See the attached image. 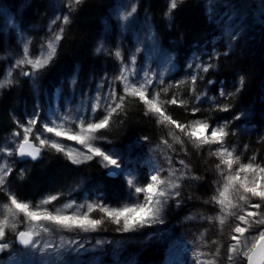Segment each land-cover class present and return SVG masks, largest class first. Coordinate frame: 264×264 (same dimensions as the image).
<instances>
[{"label": "trees", "instance_id": "obj_1", "mask_svg": "<svg viewBox=\"0 0 264 264\" xmlns=\"http://www.w3.org/2000/svg\"><path fill=\"white\" fill-rule=\"evenodd\" d=\"M4 1L6 10L8 11L6 13L13 15L14 18L17 17L16 6L23 0ZM24 1L27 6L23 11V17L27 21L34 20L35 22H39V17L43 12L41 22L44 23L46 21L45 19L48 18L47 2L50 3V0ZM118 1L124 0H84V2L79 5L78 11L74 13H70V11L67 12V15L70 16L71 23L64 27L65 35L57 50L55 58L46 68L42 69L41 72L40 70L36 72V81L39 83V88L41 90L45 88L52 91L54 88L53 86L60 83L61 78H66L67 80L73 74L76 67L78 68L79 66L82 79L73 78V85H65V91L66 89L70 91L72 89H79L83 92L88 87L87 98L89 100L93 98L90 84L95 83L100 71L103 69L108 71V69L112 67L110 62L111 57H113L112 54H108L110 57L104 56L103 54H105V52L103 48H101L99 52L97 51V48H100L101 44H98L100 43L98 39L96 41L93 40V35L102 28V23L100 21L101 14L106 12L109 5H116L117 3L119 5ZM132 1L139 3L138 0ZM168 9L166 0H142L141 4L138 5L139 15L142 16L145 11L151 13V17L159 23L158 30L160 38L164 42L169 43L168 54L171 56V60L163 55H158L154 51L153 55L147 52L145 53L148 55V59L144 63L146 68H153V71H149L148 74H154L156 77L153 81V86L159 90L166 82H173L178 78H180L178 81L182 79V81H187V78L198 73V79L195 84L196 93L201 95L206 93L207 95L197 103L195 95L190 90V85L180 83L179 88L170 91L164 99H170L173 93H176L178 100L187 99L189 103L186 107L180 106L179 104L165 105L167 109L166 114L171 115L173 119L183 124H187L201 117H206L208 121L212 123L223 124L228 122L229 131L234 132V135H229V139L236 137L237 133L242 137V140L237 139L241 141L237 145L240 144L243 147L242 162H248L250 157L255 156L256 163L264 164V137L260 136L258 138V134H264V61H261V57L258 55L259 52H262V58L264 59L263 18L261 19L262 23L257 21V23L248 27L247 37L250 48L257 44L252 53H257L256 56L258 60L255 61L254 59V62L258 65V72L248 77L250 82L245 84L244 88L234 97L225 96L222 99L219 95V90L221 88H223V90L231 88V91H228V93L235 92L238 87V75L229 62L230 58L227 57V52L230 50V43L224 37V32L223 35H221V32L217 28L218 25L211 15L210 8L204 0H183L182 3L178 0V7L174 9L170 15L166 14L168 13ZM1 21L0 13V57L5 51L7 44V38L1 29V23H3ZM132 31L133 30H127L129 36L132 34ZM9 38L11 44H14L13 32H11ZM128 38V36L124 38L126 49H124V47L121 48V53L123 55V60L127 59L130 62L128 59L127 44L131 39ZM149 41L147 37H140V43L144 47L149 44ZM156 45H161V42H156ZM200 45H207L205 48H208L210 52L206 51L205 48L203 50L200 49ZM100 53L103 54L101 55ZM141 55H144V51ZM211 56L218 58L216 64H214V67L210 68L208 72H201L197 66H205L204 62L210 63ZM247 56H249V53H247ZM232 57L231 55V58ZM245 61L248 63L246 66L249 67V59H245ZM189 65H191V67H189ZM4 69V61L0 58V79L3 78ZM93 69L95 70L90 73ZM157 74H161V76ZM159 79L163 80L162 84L158 83ZM32 80L33 77L22 75V77H18L12 86L0 89V147L16 146L17 142L20 140V137H14L13 133L15 131H22L16 121L20 122V118L23 119L26 114H30V109L35 104L36 96L33 92ZM116 85L117 93L122 94L120 82L116 81ZM210 97H215V101L209 100ZM129 99L131 103L126 101L123 111H121L119 115H113L108 136V138L111 137L113 139V142H108L106 146L107 150L113 151L114 146L118 143L124 148L123 151L128 149L127 152L123 154L122 159H120V163L123 164L122 173L124 178L132 176L133 171L130 169V161L137 156L135 155L134 149L130 151V147L127 145L137 143V140L141 136L144 138L154 135L156 129H159L155 117L152 115H145L143 103L140 102L138 98ZM213 103L230 104L231 108L229 111H217L213 109ZM192 108H200L201 110L193 114ZM240 108L247 109L248 113L245 114L246 117H244V119L235 121L236 111L242 110ZM201 113H204L206 116L199 117ZM104 132L107 133L106 130ZM11 139H14V142H10ZM245 145L247 146L246 150L244 148ZM162 147L164 146H160L161 149H163ZM0 153L3 155L5 154L3 152ZM9 160L11 161V163H9L13 171L8 176L7 180L12 182L14 186L13 192L18 198L32 200L33 203L43 198L46 193H58L60 198L55 202L57 205L58 202L65 203L70 200L75 202L80 201L79 198H74L75 194L84 195L86 199H90L93 195L99 194L105 198L106 203L116 204L114 195L119 192L121 194L124 193L126 183L123 177L121 175H108V169L103 166V162H101L98 157L82 164H73L62 153H53L46 150L37 160L21 163L16 158L15 153ZM185 162L190 171L186 172V177L181 181V197L184 196L182 193L183 191L185 193L186 190L189 191L190 195L187 198V202H192L195 209H190L188 212L193 214L194 217H197L196 215L199 213V209L210 205L211 197L215 194L217 182L222 181L216 174L217 180L213 177L214 172L211 170V165L209 163L207 165L204 164L202 155H194L193 161L186 156ZM193 162L200 167L198 169L200 173L199 176L194 174L196 168L192 167ZM136 164L138 166L136 169L137 176L148 175L143 165V159L137 157ZM150 167H152L151 164ZM21 171H23L22 176ZM163 171L164 164L161 163V177ZM178 171L184 172L186 170L181 168L178 169ZM78 175H87L90 178H94L89 182L90 185H85L80 189H76L74 187L80 184L79 182L73 183L75 179L73 177ZM192 176L199 177V179H189V177ZM97 182L98 184L96 185ZM105 190L106 192H104ZM2 197L3 196L0 194V198ZM205 201H208V203H205ZM216 207L219 208L217 205ZM170 221L171 219H168L165 222V226ZM212 224L214 228L207 229L203 237V241L207 242L205 245V250L207 251L211 250L214 244L213 241L217 240L218 237H209L210 233L221 231L218 220H215ZM223 228L226 229L225 225ZM116 229H114V231H116ZM53 233L58 234L56 236L63 235L65 240H59L57 247L55 246L56 244L53 247H48V253L46 254L42 252L36 253L38 257H43V264H84L82 257L77 258V255H74L71 261L61 260L63 254H68V252L72 254L74 251L78 250L75 239L77 233L60 230H54ZM228 234L227 230L224 237H219L217 241L219 242L218 246H223L227 243L225 239H227ZM200 237L201 235L198 236V238ZM98 239L105 240L104 238ZM69 241L72 243L69 244ZM51 244L52 241H50L48 245ZM17 245L19 247H15V250L18 252L24 251V256L28 255L30 252L29 249H25L18 242ZM202 246L203 245H200L199 247L202 249ZM59 247H62L61 252H57ZM131 248L133 252L138 253L135 264H151L149 262L162 257L165 246L161 245L160 240H152L144 247L136 244L132 245ZM174 248L176 250L172 251ZM44 249L42 248L41 251H44ZM167 250L170 252L172 251V253L176 255L181 253L190 256L192 253V247L180 243L171 245ZM166 259L171 260L169 264H174L172 261L177 260L176 257H167ZM198 260L203 261L202 258L197 259L192 257V264H198ZM108 264L115 263L111 261Z\"/></svg>", "mask_w": 264, "mask_h": 264}, {"label": "rangeland", "instance_id": "obj_2", "mask_svg": "<svg viewBox=\"0 0 264 264\" xmlns=\"http://www.w3.org/2000/svg\"><path fill=\"white\" fill-rule=\"evenodd\" d=\"M138 1L139 3L132 0L118 1L119 5L118 3L116 5L115 4L109 5L107 7L106 12L101 14L100 21L102 23V28L100 29V31L98 30L94 33L93 40L96 41L98 39V41L100 42L98 44L103 45V50L105 54L100 53L101 55L103 54L104 56H108V54H112V56L115 59L111 57L110 64L112 65V67H110L108 71L104 69L100 71L98 73V77L95 83L90 84V89L93 98L91 100L87 98L88 87L83 92H81L79 89H72L70 92L65 91V85L67 84H70V86L73 85L72 84L73 78L80 80L82 79V74L80 73L79 66L78 68L76 67L75 71H73V74L67 80L66 78H61L60 83L55 84L53 86L54 88L52 91L45 88L41 90L39 88V83L36 81V73H35V76L33 77V80L31 82L34 95L36 96L35 104L33 105L35 107L33 106L31 107L30 109L31 113L29 115L26 114L27 116H25L23 119L20 118L21 124H27V121L35 115L39 116L40 121H47L49 118L62 117L64 115H69L73 118H76L78 116H83V118L86 121L93 118L99 119L105 114L104 107L108 100V93L110 89L112 87H115L116 89L117 87L116 80L114 78L120 74L122 65L124 64L129 65V67L131 69H134L136 73L139 74L141 72L140 74L142 75L143 73H148L149 71L151 72V70H148L144 64L148 59V55L145 54L146 52L150 55H153V51H154L158 55H163L164 57H168L169 60H171V56L168 54L169 43L164 42L160 38V34L158 30L159 23L156 22L151 17V13H149L148 11H145L142 16L139 15L138 5L141 4L142 0H138ZM204 1L210 8L211 15L214 21L216 22V24L218 25L217 28L221 32V35H223L224 32V37L230 43L229 45L231 47L229 46L230 50L227 52V57L230 58L229 62L233 70L237 72L238 75L237 83L239 81V77L243 76L245 79V84H247L248 82H250V79L248 77L251 74L258 72V65L254 62L252 58L253 53L250 52V50L248 51V47L250 46L247 41L248 27L257 23V21L259 23H262L261 20L262 18L264 20V1L263 0H204ZM166 3H167V7L169 8V0H166ZM66 4H67V0H50V3L47 2V11L49 14H48V18L45 19L46 21L42 23L41 17H43L42 16L43 12L39 17L40 18L39 22L38 21L35 22L34 20L27 21L23 17V11L27 6L24 0L21 1V3L18 4V6H16L17 17L15 18L13 15L6 13L8 11L6 10L5 1L0 0V13L2 20L1 22H3L1 23V29L3 30L5 37L7 38L5 51L2 53L0 57L2 58L5 64L3 77L5 76L9 68H13L14 70H13L12 79L14 80L15 83L18 77H22L21 74L22 71H33V69H31V66L29 65H24L22 66V68H14L15 61L23 58V48L25 46V43H27L29 48V54L33 58H35L40 52L45 50L46 42L49 39H52L53 33L57 32L59 28L62 26V17L64 15H67V12L69 11V8L66 7ZM133 5L136 6V12L133 15L129 16L127 20L123 19V17L126 16L131 11ZM78 7L79 5H76L75 11H70V13H74L78 11L77 10ZM57 16L61 17V20H56V23L53 24L52 21L55 20ZM160 26L162 27L161 24ZM63 27H65V25H63ZM127 30H133L130 36ZM11 32H13L14 34V38H13L15 42L14 44H11L10 42L9 36ZM64 35L65 34L63 33V38ZM126 36L129 37L128 39H131L127 44L128 59L130 60V62L127 59L126 60L118 59L114 55L115 51L119 50L121 52V48L123 47L124 49H126V45L124 41V38ZM140 37L149 38L150 41L149 44L146 45V47L142 46V44L140 43ZM62 40L59 41L58 48ZM158 41L161 42V45H156V42ZM206 46L207 45H200V49L203 50ZM243 48L244 50L247 51L246 53H243ZM205 50L210 52L208 48H205ZM143 51H144V55L142 56L141 53ZM247 53H249V56H247ZM231 55L233 56L232 58ZM258 55L261 57V61H264V59L262 58V52H259ZM133 56H135L134 65L131 64V58ZM217 59H218L217 57L211 56L210 63L213 65V67L214 64H216ZM245 59H249V67L246 66L248 65V63L245 61ZM257 60H258L257 56L255 55V61ZM208 64L209 63L204 62L205 66ZM94 70L95 69H93L90 73H92ZM157 75L161 76V74H157ZM136 78L137 77H131V79H136ZM189 78L187 79L189 80ZM179 79L180 78L174 80L173 82H166L164 86L161 87L160 89L168 87L170 85H179L180 82L183 80L182 79L178 81ZM175 88L176 87L170 88L168 93ZM224 91L225 93H228V91L229 92L231 91V88ZM149 95H151V89L149 90ZM164 97L165 95L162 94L161 99L163 100ZM98 98L100 99L101 107L93 115L91 109ZM221 98L223 99V97ZM247 113H248L247 109L237 110L236 117L234 120L237 121L238 119H244V117H246L245 114ZM201 116H206V115L204 113H201L199 117ZM199 119L203 120L207 118L201 117ZM212 124H216V123H212ZM73 128H75V125H73ZM158 128L159 129H156V133L154 135L147 136V140H145L144 138H142L143 136H141L137 140V143L133 145H127L128 147H130L129 150L133 151L134 149L135 155H137L130 161V169H132L133 174L131 177L128 178H124L123 174H118L123 177V180L126 183L124 188V193L121 194L119 192L115 194L114 201L116 202V204H110V205L119 206L124 202L130 201V198L133 195V189L130 188L129 185L127 184L128 179H135L137 184L140 186L146 185L150 181L151 175L155 174L156 171L158 170L160 172L161 163L164 164V171L162 172V178L167 177L169 175L168 170L170 168H174L177 170L184 168V166L181 165L179 161L183 160L185 162L186 156L193 161L194 155L197 156L202 155L204 164L207 165L209 163L211 165V170L214 172L213 177L217 180L215 174L216 175L218 174L215 166L217 163H219V160L215 156L210 155V150L208 146H205L202 149H196L193 146V144L189 142L186 136L180 133L178 129H175L176 134L179 135L181 139L184 140V144L180 145L178 143H175L173 139L168 135L170 131L168 127H164L163 125H158ZM40 130H41V124L38 123L35 127L34 132ZM104 131L105 130H101V132L98 133L97 135H102L105 137V139L95 141V143L97 144V146H100L102 149L109 151L106 149V146L108 142L112 143L113 139L111 137L108 138L109 128L106 129L107 133H105ZM210 132L211 129H209L208 134H210ZM21 135H22V131H21ZM45 135L51 136L52 134L46 133ZM260 136L264 137V134H258V138ZM162 138L167 139L169 144H172L173 148L169 149L166 145H164L162 143ZM32 139L33 140L35 139L34 135ZM57 139L67 146H70L72 148H78L85 152L87 151L86 149L83 148L82 145L77 144L75 141L67 140L65 137H59ZM237 139L242 140V137L239 133H237V136L234 137L233 139H229L228 136L226 139V144L230 147H235L236 154L242 156L243 147L240 144L237 145L238 143L241 142L240 140ZM115 140L119 142L117 139ZM10 142H14V139H11ZM18 143L19 141L17 142L16 146H8L7 148L12 149L14 154ZM160 146H164L162 147L163 149H161ZM217 147L219 146L212 145L211 149L214 150ZM123 149L124 148L117 143L114 146L113 151H109V152L115 156L119 155V158L122 159L123 154L128 150L126 149V151H123ZM184 149H186L187 151L185 152ZM46 150H49V152L56 153L54 150L48 148H46ZM10 157L11 156H7L6 154L3 155L2 153H0V163H2L5 160H7L8 163L9 162L11 163V161L9 160ZM137 157L143 159V165L145 166V171H147L148 175L137 176L136 174V169L138 167L136 164ZM168 157H171V165L168 163V159H167ZM98 158L102 162V159L100 157ZM150 164L152 167H150ZM192 167L196 168L194 174L196 176H199L200 173L198 169L200 167L194 164V162L192 164ZM180 174L181 171H177L176 177H179ZM160 176H161V172H160ZM176 177H173V179H176ZM73 178H75L73 180V183L79 182L80 184L74 188L80 189L85 185H90L89 182L94 177L90 178L87 175L86 176L78 175V176H74ZM85 179H88L89 181L84 182ZM189 179L191 178L189 177ZM182 180L183 178L179 181L180 185ZM7 187L10 192L14 191V186L10 180L8 181ZM177 191L181 193V186L179 189H177ZM182 193L184 194V196L182 197L180 195L179 197L169 199L168 204L161 215V219L163 221L162 223L157 222L151 226H146L134 232H122L117 230L114 231V229L120 226L112 224L106 220L105 224L96 232H88V233L76 232L77 235L75 239L78 245V250L74 251L72 254L69 252L68 254L66 253L63 254L61 256V260L71 261V258L74 255H77V258L82 257L84 264H108L111 261H113L115 264H129V263L135 264V261L138 258V253L133 252L131 246L138 244L144 247L145 245L149 244L152 240H160L161 245L166 247L163 250L164 254L162 255L161 258L154 259V261L151 262H149L150 260L148 261L151 264L154 263L169 264V261L171 260H167L166 259L167 257H171V258L176 257L177 260L172 261L174 262V264H192L191 261L192 257L197 259L202 258L203 261L213 259V257L210 254L216 251L219 242L214 243L213 247H211V250L207 251L205 250L204 241L198 238V236H200L202 233L206 234L205 231L207 229L214 228L212 223L215 222V219L209 221L208 219L205 218L216 217L217 214L220 212V208H217L214 203L210 202L209 206L199 209V213L196 215L197 217H194L193 214H190V212H188L190 211V209H195V206L192 202H187L188 201L187 198L189 197L190 193L188 190H186V193L184 191ZM0 194L3 196L2 198H0V202H7L8 201L7 194L4 191H0ZM50 194L53 193H46L43 197L48 196ZM74 198L80 199V201L76 202L77 204L87 203V202H99V201H103L104 203H106L105 198L99 194L93 195L90 199H86L84 195L75 194ZM141 199H143V194H141ZM177 200L180 201L179 206H177ZM256 202L257 201H253V203ZM62 204L63 202H58V205L56 204V206H60ZM49 207H51V205ZM261 211H264V209L262 208ZM99 215L100 214L96 212L92 213L93 217H98ZM168 219H171V221L165 226V222ZM21 220H23V217H21ZM237 222L238 221H235L234 218H229L225 223L226 229L223 228L222 232L218 231L217 233H210L209 235V237L218 236L217 240H215L218 241L220 236L224 237L227 230L229 233L227 239H225L227 243L221 247L220 256L216 258L217 264H229V261L227 260L228 246L230 243H233V241L230 240V235L233 234L232 228ZM24 227L25 225L21 224L18 230H23ZM263 229H264V225L260 226L259 228L254 227L252 231L245 233V236L254 235ZM56 235L58 234H54L52 232L51 235L42 234L41 237H37V241L40 244V247L36 249H29L30 252L28 253V255L24 256L23 255L24 251L18 252L17 250H15V247H19V246L17 245L15 234H13L9 230L8 235L6 237V241L11 244V248L0 253V264H43V257L41 256L38 257L36 253L37 252L39 253L42 252L44 254L48 253V248L44 249L43 246L45 244H49L50 241H52V244L50 245L51 247H53L55 244H56L55 246L57 247V243L59 242V240L64 238L63 235L61 236H56ZM98 238H104L105 240H99ZM175 243L186 244L192 247L191 255L186 256L181 253L176 255L172 253V251L176 250L175 248L171 252L166 249ZM200 245H203L202 249L199 247ZM42 248L44 249V251H41ZM61 251H62V247H59L57 249V252H61ZM200 252L205 253L206 255L202 257H198V253ZM237 264H247L246 258L242 260H238Z\"/></svg>", "mask_w": 264, "mask_h": 264}, {"label": "snow or ice", "instance_id": "obj_3", "mask_svg": "<svg viewBox=\"0 0 264 264\" xmlns=\"http://www.w3.org/2000/svg\"><path fill=\"white\" fill-rule=\"evenodd\" d=\"M84 0H67L66 7L69 11H75L76 5H81ZM180 3L183 0H179ZM178 7V0H169V9L167 15ZM136 12V6L133 5L131 11L123 17L127 20L129 16ZM61 20L57 16L52 21ZM71 23L69 15L62 17V26L59 30L53 33V38L46 42L45 50L40 52L35 58L29 54L27 43L23 48V58L15 61L14 68H22L24 65L31 66L33 71H22L24 76L34 77L35 73L46 68L55 58L59 41L63 39L64 27ZM103 48H97L99 52ZM118 59L122 58V53L117 50L114 53ZM135 56L131 58V64L134 65ZM191 67V65H189ZM201 71L208 72L213 67L211 63L206 66H197ZM13 68H9L5 76L0 79V89L10 87L14 84L12 79ZM131 77H137L131 79ZM119 81L122 86V94H118L115 87H112L108 93V100L104 107L105 114L99 119L85 120L83 116L73 118L69 115L62 117L49 118L47 121H40L39 116L35 115L27 121V124H21L16 121L20 131L13 133L14 137H20V141L15 149V153L19 157H27L32 160H37L45 148L54 150L57 153H62L73 164H82L90 161L95 157H100L103 166L109 169L108 175L116 176L123 174L121 169L119 156L111 154L109 151L97 146L95 141L105 139L102 135H97L101 130H106L110 127L113 115H119L123 111L126 101L131 103L129 98H138L143 103L145 115H152L156 118L158 125H163L170 129L168 135L175 143L184 144V140L176 134L175 129L186 136L196 149H202L205 146L209 147L210 155L215 156L219 163L215 168L222 182H217L215 194L211 197V202L220 208V212L216 217H206L209 221L218 220L221 232L223 226L229 218H234L235 223L230 235V243L228 246L227 260L229 264H237L238 260L245 259L247 264H264V230L258 233L245 236V233L252 231L264 225V164L256 163V157L252 156L248 162H242V156L236 154V148L226 144V139L229 135H234V132L229 131L228 122L223 124H212L207 119H196L183 124L173 119L171 115L166 114L165 105L187 106V99H177L176 93H173L170 99H161L162 94L167 95L170 88H179V85H170L168 87L157 90L153 87V81L156 79L154 74L143 73L138 74L131 69L129 65H122L120 74L114 78ZM198 79V73L193 74L189 80L181 81V84H189L191 92L195 95L196 102L199 103L204 96L196 93L195 84ZM158 83H163L162 79ZM245 85L243 76L239 77L238 87L233 93H225L223 88L219 90L221 97H234L239 93ZM151 89V95L149 90ZM215 97H210L209 100L215 101ZM101 107L100 99L98 98L93 105L91 112L94 113ZM230 104H215L213 109L217 111H229ZM200 108H192L193 114L199 112ZM126 114V113H125ZM41 124V130L35 131L36 125ZM75 125V128H73ZM209 129H211L210 134ZM203 130V131H201ZM52 134L51 136L45 135ZM35 136L33 140L32 137ZM65 137L67 140L75 141L82 145L87 151H82L78 148H72L65 145L57 138ZM147 140V137H144ZM38 142V144H37ZM162 143L169 149H172V144H169L167 139L162 138ZM212 145H219L214 150ZM245 150L247 146H244ZM174 151V149H173ZM186 152L187 150L184 149ZM0 152L7 156L13 155V150L7 147H0ZM168 163L171 165V157H168ZM184 166L186 171L181 172L180 177H176L177 169L170 168L167 177H161L159 170L150 176V181L143 186L137 184L135 179H128L127 184L133 189V195L129 202H124L119 206L106 204L103 201L87 202L77 204L75 201H68L60 206H56L55 202L59 200V194L45 196L35 203L32 200H23L17 197L14 192L8 190V176L13 169L7 160L0 163V191L7 194L8 201L0 202V253L11 248V244L6 241L8 231L15 234L16 241L25 249H36L40 247L37 237L42 234H51L54 230L68 232H96L106 222V220L117 226V231L134 232L146 226H151L157 222L162 223L161 215L164 212L169 199L179 197L181 193L177 191L180 188L179 181L186 177V172L190 171L183 160L179 161ZM23 171H21V176ZM176 177V179H173ZM191 179H199L192 176ZM143 194V199H141ZM253 200L258 201L253 203ZM180 201L177 200V206ZM208 203V201H205ZM51 205V207H49ZM71 210V211H69ZM99 213L98 217H93L92 213ZM23 217V220H21ZM25 227L23 230H18L20 225ZM243 225V226H242ZM205 233L201 234L200 239L203 241ZM72 242L69 241V244ZM99 243V242H98ZM206 245V241L204 242ZM217 243V241H213ZM44 248L51 247L48 244ZM222 245L218 246L214 253L210 255L213 259L198 260V264H217V259L220 256ZM206 255L198 253V257Z\"/></svg>", "mask_w": 264, "mask_h": 264}, {"label": "bare ground", "instance_id": "obj_4", "mask_svg": "<svg viewBox=\"0 0 264 264\" xmlns=\"http://www.w3.org/2000/svg\"><path fill=\"white\" fill-rule=\"evenodd\" d=\"M253 36H254V34H253ZM254 43H255V42H254ZM254 43H253V44H254ZM255 44H256V43H255ZM256 45H257V44H256ZM253 46H254V45H253ZM249 48H250V46L248 47V49H249ZM254 49H255V46L252 47V48H250L249 50L252 52ZM258 49H259V48H258ZM249 50H248V51H249ZM246 52H247L246 50H243V53H246ZM255 55H256V53H255V54H252V58H253V60L255 59ZM101 75H102V74H101ZM68 90H69V89H68ZM68 90L66 89V91H68ZM69 91H70V90H69ZM69 91H68V92H69ZM63 94H64V92H63ZM63 94H62V95H63ZM65 94H66V93H65ZM33 107H35V106H33ZM26 109H27V108H26ZM29 109H30V108H29ZM28 115H29V114H28ZM26 116H27V115H26ZM27 118H28V117H27ZM25 119H26V118H25ZM18 160H19V159H18ZM19 161H20V160H19ZM20 162L23 163V162H26V161H20ZM85 181H89V180H88V179H85L84 182H85ZM91 183H92V182H91ZM97 184H98V183H97ZM86 186H87V185H86ZM92 186H93V183H92ZM113 187H114V186H113ZM93 188H94V187H93ZM95 188H96V187H95ZM100 188H101V187H100ZM99 190H100V189H99ZM103 190H104V189H103ZM90 191H91V190H90ZM90 191H89V192H90ZM100 192H101V191H100ZM104 192H106V190H105ZM92 193H93V192H92ZM167 240H168V239H167ZM172 241H173V240H172ZM174 241H175V240H174ZM176 241H177V240H176ZM169 242H170V241H169ZM169 242H168V243H169ZM170 243H171V242H170ZM165 247H166V246H165ZM167 247H169V246H167ZM166 249H168V248H166ZM169 254H170V253H169ZM183 259H184V258H183ZM188 259H189V258H188ZM154 264H155V263H154Z\"/></svg>", "mask_w": 264, "mask_h": 264}, {"label": "water", "instance_id": "obj_5", "mask_svg": "<svg viewBox=\"0 0 264 264\" xmlns=\"http://www.w3.org/2000/svg\"><path fill=\"white\" fill-rule=\"evenodd\" d=\"M17 156H18V155H17ZM18 159H19L20 161H24V160H30L31 158H27V157L22 158V157H19V156H18Z\"/></svg>", "mask_w": 264, "mask_h": 264}]
</instances>
